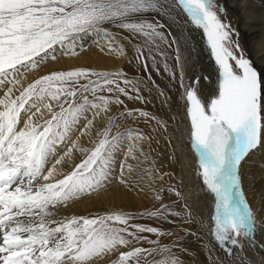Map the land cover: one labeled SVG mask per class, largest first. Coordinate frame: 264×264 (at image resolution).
I'll use <instances>...</instances> for the list:
<instances>
[{
    "label": "snow or ice",
    "instance_id": "6c2138e0",
    "mask_svg": "<svg viewBox=\"0 0 264 264\" xmlns=\"http://www.w3.org/2000/svg\"><path fill=\"white\" fill-rule=\"evenodd\" d=\"M176 9L202 30L217 67L210 99L203 92L208 77L184 82L188 65L180 38L166 33L160 20L144 18L145 13L170 16ZM222 11L215 0H0V264H99L105 257L112 264H181L172 248L143 235L173 233L134 223L131 213L58 215L61 206L99 199L117 184L151 189L158 170L144 146L151 149L153 135L129 122L155 121L153 132L167 136L172 118L130 108L122 97L147 104L143 93L157 89L167 105L170 97L151 75L159 74V66L174 79L179 70L184 89L179 124L196 158L201 190L214 200L211 237L229 258L234 249L243 252L241 241L252 246L256 222L243 189V166L264 153V75L236 54L243 50L232 39V27L219 18ZM118 35L133 46L130 62L146 77L86 67L38 71L57 61L58 52L78 56L86 37L102 52L124 57L127 45ZM169 192L182 195L174 187ZM155 199L161 204L146 213L149 219L181 216L163 203L159 191ZM183 223L203 221L189 212ZM184 234L198 235L188 228ZM141 241L155 247L136 246Z\"/></svg>",
    "mask_w": 264,
    "mask_h": 264
},
{
    "label": "rangeland",
    "instance_id": "374dc122",
    "mask_svg": "<svg viewBox=\"0 0 264 264\" xmlns=\"http://www.w3.org/2000/svg\"><path fill=\"white\" fill-rule=\"evenodd\" d=\"M215 2L218 8L223 10L222 12H219V18L224 23L229 24L232 27V29L234 30L232 39L233 41L237 42L240 48L243 50L242 53L238 52L236 54L244 55L245 58H248L251 61L257 72L264 75L263 67L261 68V70H259V66L254 62L252 48L251 46H249V38L246 31L240 28V18L237 13L238 11H235L234 8H232L228 4L227 0H215ZM214 10L217 9L214 8ZM155 14L156 13H145L144 18L148 20H160L167 26L164 29L166 33L170 30L174 36H177L181 40L182 50L187 59L188 65L184 81L185 84H188L189 79L194 76L200 78L208 77V79L203 81V92L204 98L210 99V94L217 86L218 70L210 55V49L203 36L202 30L195 28V26H193L191 22L186 19V15L179 9L174 10L170 16H160L158 14ZM108 27H110V30L115 33L122 32V30L120 29H114L111 28V26ZM252 33H255V31L252 30ZM123 35H127V33H124ZM117 39L121 43L127 45L126 56H117L115 53H109L107 49H105V51L103 52L100 50L98 55H96L100 58V61L96 62L95 65H101L104 60H112L115 64H118L122 59L120 69L106 70L105 68H91L90 65L92 63L88 61L85 62V67L93 69L95 71L114 72L123 70L127 73L129 78H133L136 76L146 77V74L143 72L142 68H139L134 61L130 62V58H132L135 54L134 52H130V44H128L127 41H124L123 36L121 35H118ZM89 41L94 42V38L86 37L84 47ZM97 48L100 49L98 46ZM58 53V58L70 57L82 60L85 58L87 51L84 50L78 56H60V54ZM53 62H50L45 70L42 67V69L38 71H42L43 74H47V71L49 69L73 68L60 67L56 64H53ZM125 62L129 63V69H125ZM168 63L170 66H172L174 64V60L170 59ZM230 63L234 64V61H230ZM151 75L156 85L159 86V89L164 90L170 97V99L167 101V105L162 103V98L158 97L157 89H153V92L151 94H149L148 92L143 93L145 97H147L151 101L147 104H141L139 101L127 100L123 97L122 99H125L128 107L142 109L155 115L158 119L171 117L172 122L169 125L171 131H169L167 136H160L153 132V128L156 127L155 121H152L150 125H146L142 119L139 122H129V126L134 129L138 128L142 131H145L146 134L152 133L153 141L151 144V149H149L147 143H145L144 150L151 153L152 159L154 161V167L158 171L156 173L155 180L151 182V189H148L146 185H142L143 187H145V191H141L139 187L133 190H129L128 188H126V190H128L129 192L126 196L127 205L132 209V211L125 212L131 213L136 217V220L133 221L134 223L154 226L166 233L172 232L173 235L171 236L164 235L159 238L149 233H144L143 235L147 236L149 239H158L159 243L168 245L170 248H172V251L180 258L181 264H221V262H223V264H228L229 259H231V264H241V258L244 259L245 264H264V249L261 248V245L264 244V204H262L261 206H255V201L259 197V194L263 193L264 195V187L261 188L257 185V181H259L260 183L264 181L263 175L259 173L261 171V168L257 163H254L252 161H249L243 166V189L245 191L246 198L253 209L256 222V231L252 239V246L249 247L246 241H241V243H243L244 245L243 252H240L239 249H234L233 255L231 256V258H229L227 253L218 246L216 241L210 235V212L214 200L211 194L206 193L203 195V197L206 195L204 197V204H199L203 202V197L200 198L198 194V188L201 189L202 187L200 185L201 183L199 181V178L195 176V173L192 175L193 179L191 178L190 172L188 171L185 161L179 150V133L182 134L184 131L183 125H181L180 128L176 124V118L182 119L184 116V112L182 111V106L184 103L182 94L184 92V89L180 87L178 79L179 70L176 71L177 78L175 79L169 76L168 73L164 72L162 66H159V74H157V72L153 70ZM27 79H32L31 73L28 74ZM113 107L114 109L116 108V106ZM173 132H175L176 135L175 138L172 139L170 146L169 137L173 136ZM83 142L85 146H88L87 138H83ZM76 157L77 159H79L80 154L76 153ZM191 163L193 166V161H191ZM195 164L196 163L194 161V166L196 168L197 164ZM163 173H167V175H161ZM160 184H163L165 186V189H168V191L170 188L174 187L176 190L182 193L180 197H176L175 194L171 192H169L165 196H162L163 203L167 204L173 211L180 212V217L170 216L166 221L163 219L156 220V218L149 219L146 215L147 212L155 211L160 207L161 201H157L155 199V194L157 191L160 192L162 190H165L163 189V187L161 188ZM262 200H264V196L257 199L258 202ZM136 202H139V207L141 208V210H137L138 207L135 206ZM77 203L79 205V211L76 215L80 216H88L90 214L97 213L100 214L101 211H103L104 207L107 205L106 203L105 205H98L99 203H101V201L99 200L94 203L96 206H94L89 200H82ZM110 206L114 208L115 203L111 202ZM62 209L58 211L60 216L72 215L65 213L69 209ZM189 212H191L192 218L195 221L202 220L203 224L183 223V218L186 217ZM141 213L145 214L143 219L140 218ZM173 220H175L176 223L170 222ZM185 228L197 232L198 235L195 237L186 236L184 234ZM136 246H142L146 248L155 247V245H149L146 241H141L140 244H137ZM156 259H160V257L157 256ZM107 261H109L107 264H112V261L110 259Z\"/></svg>",
    "mask_w": 264,
    "mask_h": 264
},
{
    "label": "bare ground",
    "instance_id": "6f19581e",
    "mask_svg": "<svg viewBox=\"0 0 264 264\" xmlns=\"http://www.w3.org/2000/svg\"><path fill=\"white\" fill-rule=\"evenodd\" d=\"M227 2L232 8H234L235 11H238L237 13H238L239 18H240V21H239L240 22V28L244 29L248 35L249 46H251V48H252L254 62L257 63V65L259 66V70H261V68L263 67V73H264V0H262V1H259V0H227ZM252 30H254L255 33H252ZM256 34H257V36H256ZM129 49H130V52H134L133 46L131 44L129 45ZM84 50H86L87 53L85 55V58L82 60L74 59V58H70V57L58 58V60L54 61L53 64H56L60 67H65V68H68V67H85L84 64L86 61H88V62L92 63L90 65L91 68H105L106 70L120 69V64L122 62V59H121V61H119L118 64H115L112 60H104L101 65H95L96 62L100 61V58L98 56H96L100 52V49L97 48V45L94 42L89 41L88 43H86ZM124 67H125V69H129L130 68L129 63L125 62ZM44 70H45V68H44ZM180 120L181 119L176 118V124L178 127L181 128V124H179ZM179 136H180L179 137V144H178L179 150H180V153L182 154V157L185 161L187 169L190 172V175L192 178V175L194 174L193 169L195 168L194 161L196 163V158H195L194 154L191 153L189 148L187 147V144H188L187 138L185 136H182L181 133H179ZM191 161H193V166H192ZM251 161L254 163H257L259 165V167L261 168V171L259 173L261 175H263V177H264V153H260V152L256 153ZM195 178H197V177H195ZM257 185L261 188L264 187L263 186L264 181L261 183L259 181H257ZM160 186H161V188L163 187V189H165V186L163 184H160ZM128 193L129 192H128V190H126V188H123L122 185L117 184L111 191L102 192L99 196V199H96L94 197L93 200H91L90 202H92V204L94 206H96L94 203L97 200L101 201V203H99L98 205H105V203H106L107 205L104 207L103 211H101L102 214L105 211H121L122 210V211L131 212L132 209L130 207H128L127 201H126V196ZM160 193H161V197H162V196L167 195L169 193V191H168V189H165V190L160 191ZM206 193H207L206 191H202L201 189L198 188V194H199L200 198H202L203 195ZM262 196H264L263 193L259 194V197L257 199H259ZM204 197L202 200L203 202L199 203V204H204ZM257 199L255 201V204H256L255 206H257V205L261 206L262 204H264V200L258 202ZM253 200H254V198H253ZM111 202L115 203L114 208L112 206H110ZM135 206L138 207L137 210H141V208L139 207L140 206L139 202H136ZM78 207H79L78 203L75 202L73 204V206L69 207L68 208L69 210L66 211L65 213L76 215L77 212L79 211ZM62 208L63 207H61V209ZM58 215H60V214L58 213ZM72 215H69V216H72ZM156 220H158V219H156ZM263 221H264V219H263ZM161 224H162V222H161ZM107 260H109V258L105 257L99 261V264H107L109 262Z\"/></svg>",
    "mask_w": 264,
    "mask_h": 264
}]
</instances>
